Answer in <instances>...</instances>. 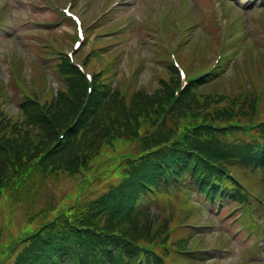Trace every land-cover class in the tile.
Here are the masks:
<instances>
[{
  "label": "trees",
  "instance_id": "16d2710c",
  "mask_svg": "<svg viewBox=\"0 0 264 264\" xmlns=\"http://www.w3.org/2000/svg\"><path fill=\"white\" fill-rule=\"evenodd\" d=\"M168 92L166 89L148 98L166 103ZM185 96L186 102L172 116L170 126L151 120L154 128L157 125L167 130L160 146L140 143V152L129 154L126 164L115 169L122 175L121 181L107 185L94 184L98 176L85 174L93 169V160L104 146L124 133L117 125L121 102L105 103L94 92L79 112L86 99L85 83L79 76L46 102L48 115L41 111L35 94L21 100L22 121L9 118L0 105V189L10 187L20 197L16 187L38 171L84 175L85 182L74 195L47 210L48 225L38 233L44 239L32 242L20 264H170V258L188 243V237L180 238L183 229L177 225L185 220L147 209L131 216V180L145 185L160 182L176 165L186 167L207 160L201 166L210 173L196 176L198 186L206 190L210 178H221L222 170L232 164H252L250 167L264 170V117L259 116L264 94L259 112L246 94H231L226 89L211 91L194 85ZM252 117L257 128L241 132L242 124ZM138 119L142 123L148 120L143 116ZM59 131L64 138L54 144ZM125 178L128 181L124 183ZM225 184L230 192L235 183L228 177ZM156 188L163 192L160 185ZM142 244H152L153 248L145 251Z\"/></svg>",
  "mask_w": 264,
  "mask_h": 264
},
{
  "label": "rangeland",
  "instance_id": "374dc122",
  "mask_svg": "<svg viewBox=\"0 0 264 264\" xmlns=\"http://www.w3.org/2000/svg\"><path fill=\"white\" fill-rule=\"evenodd\" d=\"M4 0H0V3L3 2ZM103 1V0H102ZM132 2L129 5H126L124 7H121L120 10L122 13H125L129 16H134L137 21L136 23H134V25L139 24L149 13V17L152 16V12L153 14L156 15L157 12L156 10L154 11V0H131ZM169 1V0H166ZM31 2H34V0H22L20 1L18 4L14 5L12 4L11 6H9V14H12L14 16V18L18 17L19 19H23V18H27L28 16H36L35 14V10L32 8V4ZM99 4V2H97ZM4 5H6V2L4 3ZM202 6H200V10L202 9ZM11 7V8H10ZM77 10H79L82 14V17L86 20L85 15H86V9L89 11V15L95 16L99 11H100V7L98 6H91V4L88 2V0H78V3L76 5ZM204 8V6H203ZM49 12L44 11L41 13L42 16L48 15ZM198 16V15H197ZM2 18L3 19H10L5 13L2 14ZM203 18V14L199 13V16L197 19H202ZM92 20V18H90V21ZM191 26L192 28H190V33L193 35H198L199 33V26L195 25L193 22H191ZM136 27V26H134ZM9 29H7L9 32H7V34H11V30L14 31L13 36L7 37L5 38L6 32H4V30L0 29V77L4 78L5 80H8V78L11 75V71L9 70V65L7 63V53L11 54L13 51L15 52H19L22 55H28L32 52V49L30 47L29 42L27 41V37H25L24 34H27V32L25 30H21L20 28H17L16 24H10ZM189 28V27H188ZM59 34L62 37V41L66 43H68L67 41L69 40V36L68 33H72L73 32V27L69 24L62 26L58 29H56ZM208 35V33H206ZM67 39V41H66ZM148 42L149 41H154V37L149 36L148 37ZM147 42V41H146ZM147 42V44H148ZM205 44V43H204ZM65 49H68L70 46H66L65 45ZM214 49H216L217 47V42H214L213 45ZM144 51H143V55L146 57H149L151 59L150 56V48L149 45H145L144 46ZM211 49V48H210ZM211 50L210 51V55H212L211 57H213V55H215V50ZM149 59V60H150ZM151 62L150 66L154 65V63H152L153 61H149ZM259 68V74H264V71H261L262 68H264V59L260 58L257 59ZM149 66V67H150ZM148 67V68H149ZM148 68L146 69V71L148 70ZM145 82L146 84L149 86L150 82L153 81V77L152 76H148L145 77ZM231 83V85L229 86L228 84ZM226 90L228 92H230L231 94H239L241 92V86L240 83L238 82V80L234 77H231L228 80H224L223 82ZM229 86V87H228ZM15 87H12L9 91V96L10 98H12V103H11V108L14 110L18 109V105H17V101L18 98L16 97L15 94ZM68 185L63 184L61 185V188H66ZM49 192L56 195L55 192L49 188ZM207 215V214H206ZM206 215H204L202 218H204ZM22 211L17 212L14 216H13V221L15 223L14 227L15 229L19 230V228L21 227L22 223ZM7 217L6 214V204L4 203L3 199L0 202V228L4 227L5 233H4V239L3 241H6L9 233H13L15 231V229H11L9 230V228L5 225V219ZM220 222H222L223 224H225V226H227L231 232L234 228H232L231 226L228 225L227 221L224 219V217H222V215H217L216 217ZM214 235H212L210 237V240L213 241L216 238V232H213ZM234 245H243V243L241 242V236L238 238V241L235 242ZM235 250H233L232 252H229L228 255L225 258H220L218 259L221 263H227V264H240L241 260H244V258L242 257V252H241V248L234 246ZM214 254V253H213ZM208 255V254H207ZM209 255H211V252L209 253ZM216 257V256H215ZM219 262V263H220ZM209 264V263H208Z\"/></svg>",
  "mask_w": 264,
  "mask_h": 264
}]
</instances>
